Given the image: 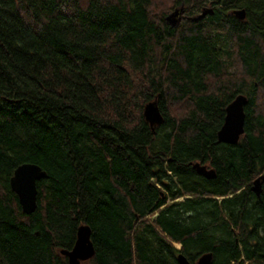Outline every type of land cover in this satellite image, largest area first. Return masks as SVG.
Wrapping results in <instances>:
<instances>
[{
  "label": "trees",
  "instance_id": "obj_1",
  "mask_svg": "<svg viewBox=\"0 0 264 264\" xmlns=\"http://www.w3.org/2000/svg\"><path fill=\"white\" fill-rule=\"evenodd\" d=\"M156 1L0 0V264H68L83 224L81 264H264V0H167L213 10L176 27ZM238 94L244 132L219 142ZM26 162L47 173L30 214Z\"/></svg>",
  "mask_w": 264,
  "mask_h": 264
},
{
  "label": "water",
  "instance_id": "obj_2",
  "mask_svg": "<svg viewBox=\"0 0 264 264\" xmlns=\"http://www.w3.org/2000/svg\"><path fill=\"white\" fill-rule=\"evenodd\" d=\"M184 8H175L173 12L166 16V22L171 26H177L180 15L183 14ZM212 8H205L197 16L191 17L192 20H201L208 14H212ZM235 14L243 19L245 12L243 9L235 10ZM248 98L244 94H238L227 106L223 124L218 130L217 137L219 142L235 144L244 132L245 124V105ZM143 115L149 122L152 129L163 122L164 117L160 110L157 98L148 101L144 105ZM193 166L196 170L208 178L215 176V170L208 168L205 164L195 162ZM263 174L257 176L251 185V190L259 196L261 191V180ZM47 177V173L36 163L26 162L18 165L10 178L12 190L17 194L22 211L30 214L37 207V182ZM91 228L88 225H80L77 229V238L71 249H62L61 253L67 256L68 264H81L82 261L88 260L94 255L95 249L90 238ZM212 260V253L202 254L197 264H208ZM179 264H191L190 260L182 253L177 255Z\"/></svg>",
  "mask_w": 264,
  "mask_h": 264
},
{
  "label": "rangeland",
  "instance_id": "obj_3",
  "mask_svg": "<svg viewBox=\"0 0 264 264\" xmlns=\"http://www.w3.org/2000/svg\"><path fill=\"white\" fill-rule=\"evenodd\" d=\"M156 3H157V8H156V6H155V8L158 10V12H165L168 15L174 11V9H171L172 8L171 4L169 2L167 3V0H157ZM161 5H162V8H160ZM206 8H209V7H206ZM185 17L188 19L191 18V17H189L183 13L180 15V19H179V22L177 23V25L180 23V20L185 18ZM174 27H176V26H174Z\"/></svg>",
  "mask_w": 264,
  "mask_h": 264
},
{
  "label": "bare ground",
  "instance_id": "obj_4",
  "mask_svg": "<svg viewBox=\"0 0 264 264\" xmlns=\"http://www.w3.org/2000/svg\"><path fill=\"white\" fill-rule=\"evenodd\" d=\"M242 9V8H241Z\"/></svg>",
  "mask_w": 264,
  "mask_h": 264
}]
</instances>
